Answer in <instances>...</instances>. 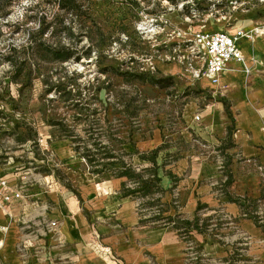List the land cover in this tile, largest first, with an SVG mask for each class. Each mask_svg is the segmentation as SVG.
<instances>
[{"label":"rangeland","instance_id":"1","mask_svg":"<svg viewBox=\"0 0 264 264\" xmlns=\"http://www.w3.org/2000/svg\"><path fill=\"white\" fill-rule=\"evenodd\" d=\"M236 29L252 32L241 46L264 39L255 33L264 0H0V169L15 189L52 185L80 199L82 183L116 178L97 163L105 154L138 169L149 164L139 154L157 147L164 168L196 151L219 163L214 186L240 216L201 208L187 219L170 204L143 206L141 216L189 242L188 264H264V162L244 158L236 137L239 90L264 80V50L246 56L237 86L196 78L191 53L194 32ZM248 170L255 191L230 193Z\"/></svg>","mask_w":264,"mask_h":264},{"label":"crops","instance_id":"2","mask_svg":"<svg viewBox=\"0 0 264 264\" xmlns=\"http://www.w3.org/2000/svg\"><path fill=\"white\" fill-rule=\"evenodd\" d=\"M247 43V46L238 44L244 59L246 56L260 59L264 39L255 47L250 41ZM240 65L229 61L220 81L237 86L242 74ZM227 71L235 75H226ZM253 83L258 86L250 92L243 94L239 90L241 114L236 137L244 158L263 163L264 133L258 129L261 122L257 121L254 109L264 106V80ZM257 103L258 107L253 108ZM256 114L263 117L264 123V112ZM164 166L158 169L164 204H172L175 198L179 212L187 219L201 208L213 211L223 208L232 217L240 216L238 203L224 200L214 186L221 172L219 163L210 162L192 150ZM0 174L14 188L1 169ZM256 174L254 170L245 172L244 179L236 181L237 186L230 193L255 191ZM122 181L115 178L106 188L99 183H82L80 199L49 185L25 191L33 197L30 202L22 188H16L22 196L6 207L0 205V224L7 226L5 232L0 231V264H114L99 250L100 246L108 247L119 264H188L189 242L172 228L140 222L142 216L136 200L121 194ZM22 243L27 245L22 248Z\"/></svg>","mask_w":264,"mask_h":264},{"label":"built area","instance_id":"3","mask_svg":"<svg viewBox=\"0 0 264 264\" xmlns=\"http://www.w3.org/2000/svg\"><path fill=\"white\" fill-rule=\"evenodd\" d=\"M155 22V21H154ZM153 20H150L146 25L150 31H155L156 25ZM264 30V29H262ZM255 33L260 34V30L256 29ZM252 32H246L242 29H236L232 33L226 31H196L192 37L191 53L199 64V69H196L195 77L206 78L212 86L219 85L222 72L226 69L229 61L244 63V57L238 47L239 41L250 39ZM196 115L195 119H198ZM21 192L19 189H14L9 185L6 177L0 174V205L6 207L13 199L20 198ZM172 205L178 208L175 198ZM7 226L0 224V231L5 232ZM94 239H97V234H94ZM97 241V240H96ZM27 243H22L24 248ZM100 251L105 253L114 264H119L117 257L106 246H100Z\"/></svg>","mask_w":264,"mask_h":264},{"label":"trees","instance_id":"4","mask_svg":"<svg viewBox=\"0 0 264 264\" xmlns=\"http://www.w3.org/2000/svg\"><path fill=\"white\" fill-rule=\"evenodd\" d=\"M69 56L70 55L68 53H65L56 56V58L64 60L66 58H69ZM160 149L161 147H157L155 149H152L148 154L140 153L139 157L143 160H147L149 164L140 166L138 169H136V167H134L130 162H125L121 159L106 160L109 157L106 154L101 157L103 159L102 161H97V163L100 164L103 168L111 167L108 171H110L112 176L124 179L121 183V194L123 196L129 195L138 200L137 209L140 215L143 206H162L164 204L161 202L164 190L159 184L160 177L158 176V169L159 167H163L165 164L162 163L161 165H158L156 162V158ZM136 152L138 151L136 150ZM84 157L86 158V161L91 165L94 159L90 157L88 153H85ZM117 165L120 167L117 168ZM170 206L175 208V206L172 204H170ZM239 206L240 208H242L241 205ZM178 216L179 214L169 215L167 216V218L168 221H173L174 219L178 218ZM181 221L183 226H185L186 228H188L191 224V221L187 219ZM140 222L149 223L150 219L148 220L147 218L141 217ZM160 226L165 227V225ZM193 226L197 227L196 223H194ZM173 227L178 228L177 225Z\"/></svg>","mask_w":264,"mask_h":264},{"label":"bare ground","instance_id":"5","mask_svg":"<svg viewBox=\"0 0 264 264\" xmlns=\"http://www.w3.org/2000/svg\"><path fill=\"white\" fill-rule=\"evenodd\" d=\"M261 33H263V31L260 30Z\"/></svg>","mask_w":264,"mask_h":264}]
</instances>
